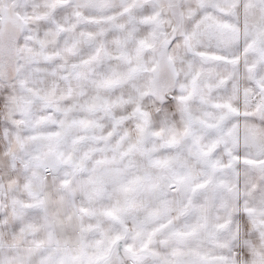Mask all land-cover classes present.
<instances>
[{"label":"clouds","instance_id":"9594fccd","mask_svg":"<svg viewBox=\"0 0 264 264\" xmlns=\"http://www.w3.org/2000/svg\"><path fill=\"white\" fill-rule=\"evenodd\" d=\"M0 264H264V0H0Z\"/></svg>","mask_w":264,"mask_h":264}]
</instances>
